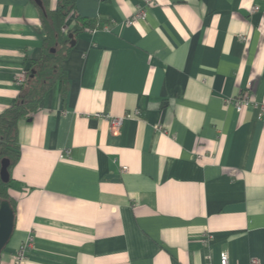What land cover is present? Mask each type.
Wrapping results in <instances>:
<instances>
[{
  "label": "crops",
  "instance_id": "0c3cea01",
  "mask_svg": "<svg viewBox=\"0 0 264 264\" xmlns=\"http://www.w3.org/2000/svg\"><path fill=\"white\" fill-rule=\"evenodd\" d=\"M42 1L0 0V116L43 54ZM142 3L74 0L66 33L104 26L70 33L18 122L0 264L30 237L24 264H264V122L231 100L264 99V0H156L129 23Z\"/></svg>",
  "mask_w": 264,
  "mask_h": 264
},
{
  "label": "trees",
  "instance_id": "16d2710c",
  "mask_svg": "<svg viewBox=\"0 0 264 264\" xmlns=\"http://www.w3.org/2000/svg\"><path fill=\"white\" fill-rule=\"evenodd\" d=\"M74 8V0H60L58 8L55 10H46L42 12V19L46 31L44 42V51L38 60L31 63L26 70V79L22 83V90L17 101L8 107L0 116V161L6 157L10 159L9 170L17 163L21 156L20 144L18 141V122L21 118L31 116L35 112L45 93L57 82L62 81L64 72L60 66V61L65 55V51L70 48L71 37L77 32L86 28L95 29L104 26V23L98 19H77L81 26L66 33L62 29L65 25V19L70 15ZM57 44V50L51 51V48ZM10 181L5 183L0 178V201L8 199L11 202L14 211H16V202L9 195L8 189Z\"/></svg>",
  "mask_w": 264,
  "mask_h": 264
},
{
  "label": "built area",
  "instance_id": "2783aa9c",
  "mask_svg": "<svg viewBox=\"0 0 264 264\" xmlns=\"http://www.w3.org/2000/svg\"><path fill=\"white\" fill-rule=\"evenodd\" d=\"M151 4H156V0H143V3L137 8L132 19L129 20L128 22L131 23L133 20L146 17L147 8ZM255 9H258V7L256 6L254 10ZM17 81L19 83H23L25 81L24 74L22 73L18 74ZM231 100L234 103L238 112L242 111L243 109H247V108L256 109L258 111V117L264 122V99H258L255 95L252 94L250 89H246L240 95L232 98ZM106 116L108 117V119H110V121L112 122V126L115 129H118L121 127L123 123V117H112L109 114ZM123 169L127 170V167L124 166ZM31 242H32V237H30L27 241H25L21 245L17 253L13 256L12 264H24L27 258L26 253H27V250ZM220 264H230L229 256L227 252L221 253ZM245 264H262V263L260 260L254 258Z\"/></svg>",
  "mask_w": 264,
  "mask_h": 264
},
{
  "label": "water",
  "instance_id": "95a60500",
  "mask_svg": "<svg viewBox=\"0 0 264 264\" xmlns=\"http://www.w3.org/2000/svg\"><path fill=\"white\" fill-rule=\"evenodd\" d=\"M38 6L44 9L42 0H34ZM72 37V34H70ZM74 44V41H72ZM53 51H55L53 49ZM10 159L4 157L1 159L0 165V178L3 182L10 181ZM15 226V211L8 199H2L0 201V258L3 250L8 245L14 231Z\"/></svg>",
  "mask_w": 264,
  "mask_h": 264
}]
</instances>
